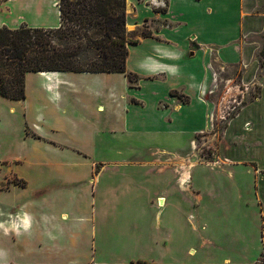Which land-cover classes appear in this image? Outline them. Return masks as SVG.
Returning a JSON list of instances; mask_svg holds the SVG:
<instances>
[{
  "label": "crops",
  "instance_id": "obj_1",
  "mask_svg": "<svg viewBox=\"0 0 264 264\" xmlns=\"http://www.w3.org/2000/svg\"><path fill=\"white\" fill-rule=\"evenodd\" d=\"M58 4L0 0V28L57 29ZM127 31L137 82L30 72L25 99L0 95V222L34 216L29 233L0 231L7 264H264V0H127ZM145 57L179 75L142 70ZM229 68L258 98L215 166L182 167L181 137L210 132L206 94Z\"/></svg>",
  "mask_w": 264,
  "mask_h": 264
},
{
  "label": "trees",
  "instance_id": "obj_2",
  "mask_svg": "<svg viewBox=\"0 0 264 264\" xmlns=\"http://www.w3.org/2000/svg\"><path fill=\"white\" fill-rule=\"evenodd\" d=\"M58 6L57 29L0 28L1 96L25 99L30 72L124 73L137 82L127 70L128 45L139 42L127 31V0H59Z\"/></svg>",
  "mask_w": 264,
  "mask_h": 264
},
{
  "label": "rangeland",
  "instance_id": "obj_3",
  "mask_svg": "<svg viewBox=\"0 0 264 264\" xmlns=\"http://www.w3.org/2000/svg\"><path fill=\"white\" fill-rule=\"evenodd\" d=\"M145 34L147 31L144 32ZM220 70V69H219ZM240 70L238 69H232L229 68L228 70L224 71H218V73L214 74V86L207 91L206 94V100L212 104V106L215 108L212 113H215L214 118H210L208 116V121L210 125V132L205 133V134H199L196 135L193 139H191V136H186V137H181V144L183 141H189L190 146L185 147L184 149H181L179 151V163L180 166H185V165H191V164H206V165H213L215 163L216 158H217V149L220 144V141L222 139L224 129L228 125V122H222L218 117V105L221 99V96L224 91L227 90V88L233 87V86H240L242 89L244 88V85L240 82ZM258 87H261L259 85ZM234 91V90H233ZM244 108V107H243ZM242 108V109H243ZM241 109V110H242ZM240 110V111H241ZM219 116V114H218ZM25 133L27 137H32L30 131ZM31 134V135H30ZM190 138V139H189ZM122 138H119V141ZM2 140V135L0 134V141ZM123 141V144H120L118 149H123L124 151L129 150L127 146L131 145L129 144L128 141L126 140H121ZM158 142H153V145L157 146ZM187 144V143H186ZM127 152V151H126ZM156 153V152H154ZM162 154V153H161ZM172 154V153H171ZM151 156V152L149 153ZM164 159H168L167 156H170L169 153H163ZM117 157H124L122 153H118L116 155ZM5 170V168H0V174ZM183 171V168H182ZM183 200V198H182ZM184 202H182L183 204Z\"/></svg>",
  "mask_w": 264,
  "mask_h": 264
},
{
  "label": "clouds",
  "instance_id": "obj_4",
  "mask_svg": "<svg viewBox=\"0 0 264 264\" xmlns=\"http://www.w3.org/2000/svg\"><path fill=\"white\" fill-rule=\"evenodd\" d=\"M171 56L178 58L179 54L172 53ZM138 67L144 71L153 74L157 72L166 71L172 76L179 75L178 65H161L159 61L154 60L152 57H145L143 61L139 62ZM60 98L61 97L59 92L55 93L54 96L50 97V99L53 101H59ZM0 215H3V213H0ZM64 216H66V214H64ZM33 221L34 216L22 210L15 216H9V220L7 222H0V231H3L6 235L10 231L16 232L17 234H20L21 232L29 233L33 227ZM7 256V251L4 249H0V264H7Z\"/></svg>",
  "mask_w": 264,
  "mask_h": 264
},
{
  "label": "built area",
  "instance_id": "obj_5",
  "mask_svg": "<svg viewBox=\"0 0 264 264\" xmlns=\"http://www.w3.org/2000/svg\"><path fill=\"white\" fill-rule=\"evenodd\" d=\"M244 88L245 89H242L240 86L236 85L227 88V90L223 92L218 105L219 116L217 114V117L222 122H229L243 107L258 98L257 83L244 86ZM214 115L215 113H212L210 118H214Z\"/></svg>",
  "mask_w": 264,
  "mask_h": 264
},
{
  "label": "bare ground",
  "instance_id": "obj_6",
  "mask_svg": "<svg viewBox=\"0 0 264 264\" xmlns=\"http://www.w3.org/2000/svg\"><path fill=\"white\" fill-rule=\"evenodd\" d=\"M164 203V202H163Z\"/></svg>",
  "mask_w": 264,
  "mask_h": 264
}]
</instances>
